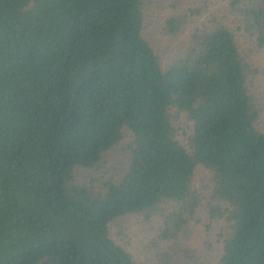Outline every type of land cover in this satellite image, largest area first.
I'll return each mask as SVG.
<instances>
[{"label": "trees", "instance_id": "obj_1", "mask_svg": "<svg viewBox=\"0 0 264 264\" xmlns=\"http://www.w3.org/2000/svg\"><path fill=\"white\" fill-rule=\"evenodd\" d=\"M261 75L264 0H0V264H264Z\"/></svg>", "mask_w": 264, "mask_h": 264}, {"label": "rangeland", "instance_id": "obj_2", "mask_svg": "<svg viewBox=\"0 0 264 264\" xmlns=\"http://www.w3.org/2000/svg\"><path fill=\"white\" fill-rule=\"evenodd\" d=\"M161 17L164 15L163 12H161ZM159 17L155 12L149 11L147 13V18H146V27H145V33L147 36H149V33L152 34L153 36V41L154 42H161V28L158 30V25L160 24L159 22ZM151 38V37H150ZM167 46L173 45L171 41L166 43ZM264 75H261L260 79L264 80L263 77ZM261 126L264 128V113L261 117ZM202 175V174H201ZM213 236V234L210 235L209 239ZM222 252V246L216 245L215 247L205 250V255L209 256L212 261L218 260L219 256L221 255Z\"/></svg>", "mask_w": 264, "mask_h": 264}]
</instances>
